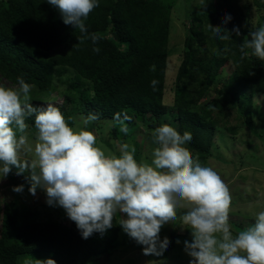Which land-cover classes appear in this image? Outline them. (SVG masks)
<instances>
[{
  "label": "trees",
  "instance_id": "16d2710c",
  "mask_svg": "<svg viewBox=\"0 0 264 264\" xmlns=\"http://www.w3.org/2000/svg\"><path fill=\"white\" fill-rule=\"evenodd\" d=\"M184 1L99 0V7L85 20L87 33H81L73 25L65 24L59 10L47 0H0V75L16 86L17 77L22 76L37 90L36 94L45 97L57 90V68L71 70L75 75L69 87L60 90L64 107H59L70 126L74 125L75 116L95 113L99 117L95 122L111 119L128 126L149 122L150 127H154L152 122L167 111L164 96L172 12ZM219 2L226 7V15L231 19L225 16L213 26L228 31L238 27L241 34L237 36L232 32V39L222 40L209 29L204 52L214 58L204 77L210 80L195 94L182 87L191 73L202 70L203 65L202 61L194 59L193 44L199 37L203 40L204 22L202 17L193 21L187 40L188 51L178 70L173 103L179 132L192 134V140L185 146L201 164L211 155L215 135L221 127H218L215 112H221L222 105L213 103L206 109L198 104L212 85V77L230 69L224 91L233 97V103L239 105L242 112L250 110L251 113H244L246 117L253 113L255 117L254 98L264 96V60L253 55L251 49H245L248 55L240 51L246 34L253 31L244 25L246 12L241 0ZM257 5L262 7L260 2ZM92 33L100 37L95 45L90 38ZM63 46L65 51L51 56V51ZM94 47L100 49L99 53L93 51ZM153 81H156L155 88ZM260 111L264 116V110ZM258 117L261 116L258 114ZM26 123L36 130L34 116L27 118ZM229 132L233 134L232 144L226 149L230 147L233 151L240 145L239 128L234 127ZM23 185L30 187L29 182ZM17 213L3 215L0 264H20L22 256L41 253H49V258L57 264H91L118 249L122 227L116 215L113 227L106 233H94L83 239L73 221L67 224L35 221L26 213ZM238 228L246 229L241 225Z\"/></svg>",
  "mask_w": 264,
  "mask_h": 264
},
{
  "label": "clouds",
  "instance_id": "9594fccd",
  "mask_svg": "<svg viewBox=\"0 0 264 264\" xmlns=\"http://www.w3.org/2000/svg\"><path fill=\"white\" fill-rule=\"evenodd\" d=\"M58 9L65 24L87 33L85 20L99 7V0H47ZM230 20L231 16L226 15ZM210 28L222 40L240 36L219 26ZM240 45L264 60V27L250 31ZM98 43L96 33L90 36ZM99 53L100 49L94 47ZM18 87L0 85V173L7 177L15 167L17 175L26 177L28 191L46 192L49 206L62 207L76 223L83 239L94 233L104 234L113 227L117 213L124 214L119 225L144 255H163L170 245L160 238L164 225L177 220V209L187 208L180 217L184 228L191 229L192 241H184L192 264H264V211L255 222L233 235L229 223L232 197L228 185L213 168L203 166L185 146L192 140L190 132L181 134L171 124L156 127L158 144L151 164L138 162L135 148L123 145L121 155L108 156L96 145V135L70 126L61 109L53 103L35 106L31 102V85L17 77ZM156 81L152 82L155 88ZM35 117L34 156L29 145L26 119ZM95 113L83 119L86 127L98 119ZM126 131V129H122ZM39 169V171H37ZM24 185L14 186L21 193ZM35 264H57L54 259H35Z\"/></svg>",
  "mask_w": 264,
  "mask_h": 264
},
{
  "label": "rangeland",
  "instance_id": "374dc122",
  "mask_svg": "<svg viewBox=\"0 0 264 264\" xmlns=\"http://www.w3.org/2000/svg\"><path fill=\"white\" fill-rule=\"evenodd\" d=\"M186 1V0H185ZM182 6L173 10L169 41V60L166 74V88L164 96V104L167 108L166 113L152 123L154 127H150L149 122L138 123L131 126L119 125L111 119H104L98 122L92 121L86 127L83 119L87 116H75L73 127L76 130H88L96 135V145L101 148L108 156L121 155L123 145H129V151L135 148L134 157L138 162H147L151 164L153 159V151L158 144L154 140V130L161 124L168 123L179 131V125L176 122V108L174 107V98L177 94L176 81L178 70L183 61L185 52L188 51L187 40H189V30L194 20L202 17L204 22L203 40L196 39L193 44L195 61L203 62L202 70H196L191 73L189 80L182 83V87L190 90L195 94L202 91L204 86L210 80L204 77L205 71L210 70L211 62L214 56L210 53L205 54V46H208V31L210 24L213 26L218 20L224 19L226 16V7L221 5L219 0H187ZM257 2L262 4L258 7ZM242 7L246 12L244 25L249 26L253 31L260 27H264V0H241ZM212 14V18L209 16ZM246 36L250 39L249 34ZM205 44V45H204ZM123 49L126 46H122ZM66 48L60 47L55 51H51V56L65 51ZM55 87L56 91L49 96H41L36 94L37 90L31 86L30 97L31 102L35 106L53 103L58 107H64V97L60 90L69 87L70 79L75 73L71 70H60L57 68ZM230 69L221 71L217 76L212 77L213 83L209 87L206 94L198 101L199 105L204 108L210 107V104L222 105V110L215 112V118L218 124V130L214 138L215 147L212 148L211 155L207 157V161L202 164L213 168L221 176L223 181L228 185L231 193L232 202L229 211V223L233 235L240 231L239 225L248 228L255 222L257 213L264 211V124L260 110H264V96L254 98V110L257 112L250 116H244L251 113L242 112L239 105L234 104L230 95L224 91V83L230 77ZM0 85L6 87H18L5 80L0 75ZM189 91V92H190ZM243 92L247 93V90ZM253 100V99H252ZM258 114L261 117H258ZM214 118V119H215ZM250 118V119H249ZM255 118V119H254ZM260 118L262 119L260 121ZM254 119V120H253ZM252 120L254 121L253 123ZM249 125V127H248ZM239 128L237 139L241 140L237 149L227 150L232 139V128ZM128 129L123 131L122 129ZM262 134V137L259 135ZM29 145L33 148V153H28L27 157L34 156L35 138L37 129L34 131L27 129ZM242 142V144H241ZM200 162L199 159H196ZM17 169L12 168V172L7 177H0V228L3 215L6 213L18 212L17 214L26 213L30 220L35 221H55L61 224H67L72 220L67 216L66 211L59 206H49L46 203V192L38 188L35 196L24 188L23 192L17 193L13 191L14 186H19L28 182L26 177L30 172L23 175H17ZM39 171V169H37ZM2 176V173H0ZM250 182L252 184H250ZM188 209H177V220L164 225L160 232L161 240L168 237L170 245L163 255H144L143 245L130 238L122 229L118 241V249L109 256H103L91 264H192L193 258L185 251L184 241H192L191 229L184 228L179 217ZM118 221L124 217V214H116ZM18 223L22 221L18 220ZM173 244V245H172ZM173 246L170 250L169 248ZM49 253L32 254L20 259V264H35V259H48Z\"/></svg>",
  "mask_w": 264,
  "mask_h": 264
}]
</instances>
